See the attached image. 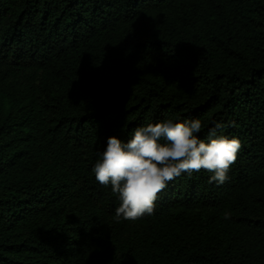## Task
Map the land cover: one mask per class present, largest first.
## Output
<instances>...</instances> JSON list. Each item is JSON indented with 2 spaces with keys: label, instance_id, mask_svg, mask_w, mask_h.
<instances>
[{
  "label": "trees",
  "instance_id": "1",
  "mask_svg": "<svg viewBox=\"0 0 264 264\" xmlns=\"http://www.w3.org/2000/svg\"><path fill=\"white\" fill-rule=\"evenodd\" d=\"M163 118L222 122L229 179L118 222L91 168ZM0 264H264V0H0Z\"/></svg>",
  "mask_w": 264,
  "mask_h": 264
},
{
  "label": "clouds",
  "instance_id": "2",
  "mask_svg": "<svg viewBox=\"0 0 264 264\" xmlns=\"http://www.w3.org/2000/svg\"><path fill=\"white\" fill-rule=\"evenodd\" d=\"M202 127L198 118H163L137 126L126 141L115 135L106 138L91 172L117 197L116 221L151 215L158 194L182 174L203 169L210 184L228 181L241 142L218 132L225 127L222 122H216L206 138L198 135ZM229 218L226 213L224 219Z\"/></svg>",
  "mask_w": 264,
  "mask_h": 264
}]
</instances>
